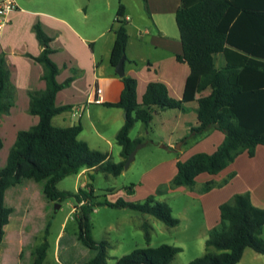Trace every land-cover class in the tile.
<instances>
[{
	"label": "crops",
	"instance_id": "crops-1",
	"mask_svg": "<svg viewBox=\"0 0 264 264\" xmlns=\"http://www.w3.org/2000/svg\"><path fill=\"white\" fill-rule=\"evenodd\" d=\"M16 3L17 7L9 13V20L3 25L0 35V52L5 53V59L11 72L10 78L16 90L15 101L9 111L0 114V136L3 140L0 148L2 159L0 167L6 163L7 154L17 131L28 128L39 120L38 114L28 110V91L45 87V81L41 77L43 66L35 59L42 49L33 30V24L37 22L51 37L49 44L52 50L49 55L60 67L56 75L57 80L64 81L70 78L69 83L57 91L55 103L71 104L72 107L54 114L51 122L57 126H66L80 121L82 128L78 136L81 139H84L90 147L107 151L111 157L118 154L121 159L120 145L115 144L117 143L115 134L124 122L125 110L122 107L104 103L116 101L123 87L120 75L115 71V65L109 61L110 50L115 38L110 28L114 19L112 23L111 19L108 20L104 14V7L105 10L106 8L110 10L113 1L106 0V6L100 0H16ZM119 3L123 5V18L128 33L124 73L136 78L137 100L142 99L146 84L150 80H160L166 84L169 94L182 98L189 109L183 111L177 107H166L157 108L154 111L151 123L156 121L153 130L159 134L162 140L160 148L165 152H161L150 167L142 172L139 179L133 182L131 189H121L114 197H106L104 201H115L118 194L125 200L144 198L149 193L155 192L159 183L171 179L177 170L178 159H185L196 151L212 152L224 137L221 129L211 126L194 133L184 142L180 141L176 147L174 146V142L185 135L189 125L198 124L195 111L197 99L209 91L208 87L202 91L196 89L199 76L192 75L187 62L177 58V53L182 49L175 20V11L180 0H115V15ZM140 3L143 5L145 14L138 13V15L144 19L136 21L134 7L136 5L140 10ZM223 62V55L218 53L217 65H222ZM97 85L102 89L100 101H95V86ZM261 93L258 104L264 107V89ZM135 124L136 121L133 126ZM144 133L145 130L144 132L139 131L138 135L130 137L137 138ZM142 145L144 141H140L135 153ZM231 172L232 175L226 182L214 185L206 191L200 190L204 182L220 181ZM86 173H91L90 169L82 168L77 173H72L77 186L72 191L78 188L84 189L89 183L85 176ZM23 181L10 185L5 190L4 202L12 207L9 218L18 212L14 203L16 201L24 203L20 212L23 214L29 212L28 196H23L21 194L23 189L19 188ZM26 186V190L29 192L36 190L38 197L42 198L40 183L27 182ZM8 189L11 190L8 192ZM244 191H249V198L253 204L264 206V144L262 143L256 144L253 155H249L247 150L240 151L227 166L217 173L207 171L198 173L192 186L178 185L159 194L157 198L167 201L173 209L172 203L168 200L169 194L183 193L181 197L179 196L181 201L177 213L179 217L177 224L162 226L155 222L152 214L140 212V214L128 215L130 220L136 218V221L132 220L133 227L130 230L134 228L131 230L133 233L136 232L135 229L142 232L141 222L147 220L153 228L155 224L160 233L169 234L171 231V243L181 246L180 251L187 246V242L195 245L199 250H205V239L208 232L220 219L219 204L233 193ZM70 205V210L74 212L75 217L77 205L75 201L70 202ZM47 206L46 203L45 208ZM117 207L124 209L127 206ZM98 209V206H94L93 211ZM187 210H191L190 215L194 217L188 215ZM74 219L76 226H72L67 231L68 218L66 215L60 221L53 239L52 253L58 264L82 263L93 254V251L78 238L77 220ZM120 222L121 224L125 222L124 216ZM7 223L4 225V232L0 239V264H36L35 249L41 242L36 243L34 230L27 229L29 222L24 221L20 226H13L9 220ZM111 225L112 222L108 221L104 228H110ZM191 225H194V231H191ZM178 227L180 230H177ZM261 236L264 238V224ZM108 241V248H113L115 240ZM152 242L151 238L149 244L155 245ZM161 242L165 241L161 240L158 244ZM133 248L135 247L130 250ZM246 249L247 247L237 264H242ZM256 253L251 255L252 258L260 259ZM46 256L47 248L40 264H44ZM118 256L120 254L113 255L115 264Z\"/></svg>",
	"mask_w": 264,
	"mask_h": 264
},
{
	"label": "trees",
	"instance_id": "trees-1",
	"mask_svg": "<svg viewBox=\"0 0 264 264\" xmlns=\"http://www.w3.org/2000/svg\"><path fill=\"white\" fill-rule=\"evenodd\" d=\"M175 20L182 46L177 58L187 62L192 75L199 76L196 84L198 91L209 89L208 93L197 99L195 111L198 124L189 125L180 140L184 142L194 133L211 126L221 129L224 137L212 152L196 151L185 159H178L177 170L171 179L160 183L155 192L144 198L125 200L118 197L115 201H104L112 206H127L150 213L169 226L177 224L179 217L173 215L167 201L158 199L156 195L170 187L192 186L198 173H217L240 151L247 150L249 155H253L256 144H264V107L258 104L264 89V0H180ZM110 28L115 38L109 61L116 65L120 56L125 54L128 39L121 3ZM33 30L42 45L35 59L43 66L41 77L45 87L28 91V110L38 114L39 120L17 131L6 163L0 167V239L12 211V207L4 202L6 188L20 183L24 178H33L41 181L45 200H75L78 207L75 215L77 236L93 251L86 261L78 264H106L109 241L92 236L90 213L98 203L92 200V187L78 188L76 191L58 189L57 182L82 168L115 175L121 173L129 152L140 141L139 137L131 138L129 135L135 121H142L147 128L157 108L177 107L186 111L189 107L182 98L170 95L166 84L160 80H150L142 99L138 101L136 78L126 73L120 75L123 87L119 98L104 102L122 107L126 112L124 122L115 134L121 159L113 160L109 152L90 147L78 136L82 128L80 121L66 126L51 122L54 114L72 107L71 104L55 103L57 91L67 85L70 78L57 80L60 67L49 55L52 50L49 44L51 37L38 22L33 24ZM218 53L223 55L222 65H217ZM10 74L5 53L1 51L0 114L7 113L15 101L16 90ZM2 144L0 136V148ZM231 175L232 172L220 181H206L200 190L206 191L222 184ZM132 185H126V189H131ZM80 201L82 203L79 204ZM219 210V222L208 232L204 253L185 264H237L245 247L264 254V238L261 236L264 206L253 204L249 191L233 193L219 204ZM141 227L144 239L149 243L152 225L143 220ZM46 248L44 239L35 249L36 264L43 260ZM181 249V246L167 242L147 244L116 257V264H170Z\"/></svg>",
	"mask_w": 264,
	"mask_h": 264
},
{
	"label": "rangeland",
	"instance_id": "rangeland-1",
	"mask_svg": "<svg viewBox=\"0 0 264 264\" xmlns=\"http://www.w3.org/2000/svg\"><path fill=\"white\" fill-rule=\"evenodd\" d=\"M100 1H103L104 5L106 6V3H105L106 0H100ZM112 1L113 3L111 5L110 10L107 8L105 10V7H104V14L106 15V17H108V20L111 19V23L115 15L114 13L115 0H112ZM140 5H141L140 6L141 12L140 10H138V6L135 5L134 7L136 10L135 12L136 21L137 20L140 21L144 19L138 15V13L145 14V11H143L144 9H143L142 3H140ZM146 25L149 27L148 24ZM107 34H110V33H107ZM155 124H156V121L154 123L153 121L152 123L150 121L149 126L146 128V127H143L144 124L142 121L137 120L136 124L131 127L130 134H129L131 137H135L136 135H138L139 131L144 132L145 130V133L139 137L140 141H144V145L138 148L131 162H129L128 166L124 167L121 173L115 175L109 172L98 170L95 172H91L89 174L88 173L85 174L87 180H89V183L84 187V189H89L90 187H92L93 194H94L92 200L94 202L97 201L98 203H96L95 206L99 207L98 210L96 211L92 210L90 213L92 229L94 230L92 231V235L94 237H97L96 239L115 240L114 241L115 245H113V248H108V253L109 255H112V256L111 257L108 256L106 264H115V259L113 255H119V254L122 255L124 253L129 252L132 247H136V246L141 247V246H145L149 244L144 239V235L142 233L143 230L141 232L140 230L135 229L136 231L135 233L131 231L134 228L130 230V228L133 227V225L131 224H133V222L136 221V218H133L130 220V217L128 215L134 214V213L140 214V211L132 209L130 207H125L123 209L117 206H110V205L107 206V205H103L102 203H104V199L106 197L107 198L110 196L114 197V195L118 193L121 189H125L126 185H129L133 183L134 181H137L140 175L142 174V172L150 167V165L157 159L159 154L161 152H165L162 148H160V143L162 140L159 134H157L153 130V126H155ZM140 141L137 142L136 145H139ZM180 141H181L180 139L176 140L174 142V146L176 147V145L180 143ZM115 144H118V143H115ZM111 158L113 160H118L119 155L116 154ZM1 160L2 159L0 156V164L2 163ZM23 182L21 183L19 188L23 189L21 192L23 196H28V203H29L30 209H29V212H25V214H23L22 212H20V208L24 206V203L21 204L19 201L15 200L16 202L14 203L17 206L18 212L16 211L17 216L13 214L12 217L9 218L10 224H12L13 226H20L24 221H28L29 223H27V226H28L27 229L34 230V238L36 240V243L38 242L40 243L44 239L47 242V256H46L44 264H58L54 260L53 253H52L53 239L60 225V221L66 215L68 218L66 230L69 231L72 226H76V224H74L75 222L74 212L70 210L71 209L70 202H74L75 200L73 198H66V199L58 200V201H54V200L47 201L45 200V198L43 197L41 193L42 203L46 202L48 204V206L43 209V206L41 207V205L43 204L41 203L40 197H38L37 191L33 190L29 192V190H26L27 182H33V184H39V183L41 184V181H36L34 179L28 178V179H25ZM75 183L76 181H75L74 175L69 174L63 177L56 184V186L60 189L65 188L68 190H73L74 188L77 187ZM161 183H164V182H161ZM10 188H13V187H10ZM9 190L11 189H8V192ZM158 195H156V197H158ZM182 195L183 193H179V192L169 194L168 200L173 205L172 211L174 210L173 215L175 216H178L177 213L179 211V205L181 201L179 196L181 197ZM119 196L120 194L117 195V197ZM188 212H189L188 215L192 214L191 210ZM26 215H27V218H25ZM22 216L24 218H21ZM123 216L125 218V222L121 224L120 219H122ZM190 216L194 217L192 215ZM153 218L155 222H157L158 224H161L162 226H169L165 224L162 220L158 219L157 217L153 216ZM108 221L112 222L111 227L104 228L105 223ZM178 228L179 229L177 230H180V227ZM191 231H194V225H191ZM170 233L169 234L160 233L159 228L154 224V228L152 227L151 229V238L153 241L152 243H155V245H158L159 241L161 240L167 243H171L172 241L170 240L171 239ZM192 245L193 244H191L190 242H187V246L182 251H178L175 254L170 264H185L190 259L198 255H201L205 251V250H199L197 249L195 245L193 246ZM204 249L206 248L204 247ZM254 253L256 252L253 248L247 247L243 255L244 259L242 260V264H264V254L256 253L260 256V259H259V258H252L251 255Z\"/></svg>",
	"mask_w": 264,
	"mask_h": 264
},
{
	"label": "built area",
	"instance_id": "built-area-1",
	"mask_svg": "<svg viewBox=\"0 0 264 264\" xmlns=\"http://www.w3.org/2000/svg\"><path fill=\"white\" fill-rule=\"evenodd\" d=\"M17 7L16 0H0V35L3 25L9 20V13ZM101 87L99 85L95 86V101H100L101 99ZM82 201L79 202V204ZM78 204V205H79ZM78 210V207L75 208V215Z\"/></svg>",
	"mask_w": 264,
	"mask_h": 264
},
{
	"label": "water",
	"instance_id": "water-1",
	"mask_svg": "<svg viewBox=\"0 0 264 264\" xmlns=\"http://www.w3.org/2000/svg\"><path fill=\"white\" fill-rule=\"evenodd\" d=\"M124 60H125V54H122L118 60V62L115 65V71L119 74L122 75L124 73ZM126 115V112H125ZM138 145H135L134 148L129 152L125 162H124V167L128 166L129 162L131 159L134 157V153L136 151ZM94 169H90V172H93Z\"/></svg>",
	"mask_w": 264,
	"mask_h": 264
}]
</instances>
